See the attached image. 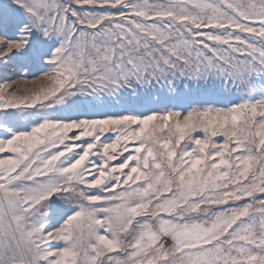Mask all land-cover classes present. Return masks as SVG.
I'll return each mask as SVG.
<instances>
[{
    "label": "snow or ice",
    "instance_id": "1",
    "mask_svg": "<svg viewBox=\"0 0 264 264\" xmlns=\"http://www.w3.org/2000/svg\"><path fill=\"white\" fill-rule=\"evenodd\" d=\"M0 65L52 113L0 121V264H264V0H7Z\"/></svg>",
    "mask_w": 264,
    "mask_h": 264
},
{
    "label": "rangeland",
    "instance_id": "2",
    "mask_svg": "<svg viewBox=\"0 0 264 264\" xmlns=\"http://www.w3.org/2000/svg\"><path fill=\"white\" fill-rule=\"evenodd\" d=\"M6 2L7 0H0V4L6 3ZM96 11H100V9H96ZM3 76L11 77L12 79L18 78L16 75L15 67L13 66L4 67L3 65H0V77H3ZM30 86L31 85H29V87ZM141 93H143V90H141ZM242 95H243L242 93L229 94L228 99L223 101V103H215V98L211 96L203 97L202 99H205L208 102L213 103L214 106L219 107V106H223V104L225 103L240 102V97ZM167 97H168L167 89L162 90L160 86L153 88L151 90L150 95L142 96V99L144 100V103L146 105L145 111L149 108L163 110L165 106L171 108L173 104L176 103V101L174 100L170 101ZM186 108H187V104H185L183 107H177L176 110L184 111ZM29 112H36L37 116H39L40 118H43L44 116H48L52 114L50 110H46V109H38V110L33 109V110H27L24 112H21L16 109H8L7 112H5L4 110H0V121H2L7 114L11 113V114H14V116L16 117L17 127H19L21 130H31V127L33 126L32 121H34L36 117L29 116ZM113 136H114L113 133L106 134V138H111ZM102 139H105V138H102ZM0 155H3V154H0ZM92 159L95 160L97 158L92 157Z\"/></svg>",
    "mask_w": 264,
    "mask_h": 264
}]
</instances>
